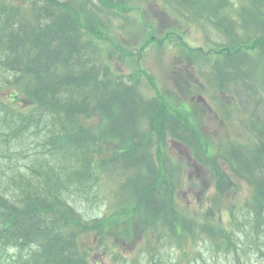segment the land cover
<instances>
[{
    "label": "trees",
    "instance_id": "trees-1",
    "mask_svg": "<svg viewBox=\"0 0 264 264\" xmlns=\"http://www.w3.org/2000/svg\"><path fill=\"white\" fill-rule=\"evenodd\" d=\"M57 1L40 0L39 3H44L46 9L50 11ZM35 5L38 6V3ZM17 10L16 6H7L5 0H0V64L16 74L14 81L17 83L13 84L14 88L18 89L17 84L20 80L21 88L27 90L35 88L37 93L32 96L45 105L38 106L41 110H50L46 106H52L56 102L51 98L45 99L47 94L53 95L60 101L56 102L57 106L65 105V108L71 109L70 111L85 108L88 100L95 97L101 102V106L110 112L111 117L117 119V122L120 120V123L128 122L129 117H134L140 108L152 122V131L158 135H170L174 140L187 146L193 157L214 177L215 192L210 200L211 207L198 214V218H190L185 212L178 211L170 197H159L154 192L156 184L153 181L135 177L127 182L128 184H118L115 200L124 199L129 201L128 204H135L129 205V208H134L136 212L140 209L142 213L138 215V218L142 221L125 219L127 224L133 223L128 227L121 225L122 222L118 217L107 216L90 223L96 235L111 241L120 240L135 244L144 238L146 229H156L161 232L159 240L162 237L168 238L167 242H174L181 251L182 240L187 239V242L203 239L212 244L217 254L227 253L230 249L236 253L237 244L233 242V237L239 232L240 235L244 234L247 241L242 243L245 246L247 243L250 244L253 251L257 253L259 264H264L263 103L255 102L251 110H246L256 119L251 121L246 144L244 141L233 139L216 143L214 134L202 126L198 111L189 108L185 101L177 100L174 106L178 107H169L166 102L158 103V100L156 105H150L151 101L141 100L135 96L130 87L127 88H130L131 91H129L132 92L131 97H121L119 85L108 80L109 66H106L103 73L100 71L101 75L100 73L97 75L92 68L86 69V62L81 64L79 57V28L74 27L71 21L68 30H63L62 33L50 31L46 36H36L28 40L27 36H31V33L46 34L57 21H54L53 15L49 13L39 19L47 24L42 31L39 30L40 24L37 20L31 24L27 17H25L27 25L20 22L19 27L14 28L21 18ZM254 11L256 13H250V11L247 16L242 17L243 20L246 17L242 28L254 41L249 51L259 55V62H264L262 57L264 56V25L260 21V13L257 10ZM42 39L46 42L42 43ZM94 41L98 44L99 40L94 37ZM28 46L41 50L40 57L32 58L27 50ZM111 49L119 52L117 45L112 44L108 49L109 58L113 56ZM241 55L245 54H239V57L235 58V64L234 60L227 64L226 85L246 90L248 96L250 93H259L255 89L264 91V75L255 77L254 74L251 78L246 68V65H249L248 68L251 67V63ZM103 58H108V54L105 53ZM59 65H62L64 69L59 79L44 78L45 75L53 73L54 66ZM68 71L69 75L64 77ZM51 114L56 113L52 111ZM117 116L121 118L118 119ZM257 116L262 117L261 121L257 119ZM127 134H129V143L138 138L135 130L127 131ZM74 138L79 143L86 141L82 134H76ZM122 160L125 163H133L130 166L135 170L137 166L134 163H145L139 159L135 150L125 153ZM145 167L146 170L148 167L153 168L154 173L151 178L156 183H160L165 170L161 167L155 168L154 165ZM241 183L246 184L251 191V196L244 206L247 219L238 220L230 210L227 223L219 225L214 220L213 209H218L219 204L228 197L230 192L239 190ZM32 188L36 191L28 193L27 190L22 189L20 195H13L0 185V219L2 220L0 244L1 242L3 244V246L0 245L1 264H83L85 250L81 247L79 238L82 234L88 235L89 224L86 225L80 221V215L68 203L71 194H77L75 190L72 187L65 190L49 189L48 181L43 183L36 181ZM77 189L80 190V187ZM85 190L88 188L85 187ZM36 212L43 215H38ZM48 231L51 232L46 235ZM159 240L155 246H152L150 242L145 245L148 253L159 252L162 249L158 247ZM15 246L20 249V253L10 256L11 261H5L3 256L6 249Z\"/></svg>",
    "mask_w": 264,
    "mask_h": 264
},
{
    "label": "rangeland",
    "instance_id": "rangeland-1",
    "mask_svg": "<svg viewBox=\"0 0 264 264\" xmlns=\"http://www.w3.org/2000/svg\"><path fill=\"white\" fill-rule=\"evenodd\" d=\"M130 13L132 15H135V12H130ZM223 15H225V12H223ZM187 40L197 45L202 42L203 38H202V35L198 31L192 30L189 36L187 37ZM41 41L42 43L46 42L45 39H42ZM141 62L144 68H146L147 70L151 71L154 74L157 80L156 81L157 83H161L162 85L165 84L166 86H168V80L165 79V76L162 77L158 69L153 67V63L151 59L149 58L148 53L144 54ZM88 63L89 61L86 60V66L88 65ZM129 72H130L129 69L124 68V67L121 68L122 74L126 75ZM2 75L3 74L0 73V77ZM209 81L213 83V80L211 78H209ZM209 81L204 78L200 80V83L204 85V88L206 89V92L203 95H201L205 99V101L204 102L198 101L197 103L203 106H209L211 107V109L216 110L217 108L216 98L212 99V97L214 96V91ZM3 85L4 83L0 80V87ZM141 88L144 94L146 95L152 94V91L150 90V86L145 80H143V85ZM3 106L4 104L1 102L0 107H3ZM204 118H205V124L207 125L213 124V126L217 129L219 133L218 137L216 138L217 141L223 140L228 135L229 131L227 130V127L222 126L219 123V120L217 117L212 116V118L210 119L207 116H204ZM236 126L240 128L241 134H245L244 127L241 124H237ZM168 150L173 157L181 158V162L183 163V166L185 168L183 172L184 178L186 179H188L189 177L194 178L197 180L198 183L202 181V183H200L202 185L201 189L199 188V186H196L195 188H193L185 180H182L179 182V184L176 187V191H177L176 192L177 193V207L176 208L177 210L188 209L190 215H194L195 213H198V212L201 213L205 211V209L208 207V198L213 193V189L207 178L208 175L206 177L205 172L201 168L199 167H197V169L194 168L192 162L188 158L186 148L181 147L180 145H177L176 147L171 146L168 141ZM249 198H250L249 189L246 186H242L239 189V191L235 194V196L232 198V203H234L237 207L236 208L237 213H241V214L243 213V208L246 202L249 200ZM106 205H107V199H104L103 204H100L99 202L95 203L93 201L91 202L86 201L85 210L89 217H92V216L101 217L106 213ZM220 208H221V213L224 215L227 211V204L225 203L221 204ZM239 210H242V211L239 212ZM159 235H161L160 230L146 229L144 233V238H141L137 243H135V247H134L135 251L131 252V255H129L127 262L126 261L114 262V261L106 260V261H90V264H112V263L114 264H146L147 261H152L151 256L144 255L141 258L139 256L140 249L143 247L142 246L143 244L148 245L149 242L153 246L159 239ZM240 237L242 240H245L243 235ZM161 241L164 242V239H161ZM244 250H245V255L243 256L244 261L245 260L249 261L250 264H259L258 262H256L257 253H255L253 250H250L247 252L246 247ZM170 253H171V257L168 255L163 257L165 264H175L177 261L178 251L176 249H173ZM162 256L163 255H160L159 257H162ZM156 258L157 256L154 257V261ZM210 258H211L210 254L206 252L202 255L201 258H199V261H206L208 263L210 262ZM228 259H231V258L229 257ZM218 260L227 261V259L225 258L222 259L221 257H219ZM199 264H205V263L199 262Z\"/></svg>",
    "mask_w": 264,
    "mask_h": 264
},
{
    "label": "bare ground",
    "instance_id": "bare-ground-1",
    "mask_svg": "<svg viewBox=\"0 0 264 264\" xmlns=\"http://www.w3.org/2000/svg\"><path fill=\"white\" fill-rule=\"evenodd\" d=\"M245 92H246V90H245ZM244 143H245V142H244ZM244 143H243V144H244ZM246 143H247V142H246ZM246 143H245V144H246ZM238 144H240V143H238ZM238 144H236V145H238ZM234 145H235V144H234ZM246 146H247V145H246ZM236 147H237V146H236ZM238 147H239V146H238ZM238 147H237V148H238ZM233 150H234V149H233ZM238 150H239V149H238ZM235 151L237 152V150H235ZM237 153H238V152H237ZM232 155H233V154H232Z\"/></svg>",
    "mask_w": 264,
    "mask_h": 264
}]
</instances>
